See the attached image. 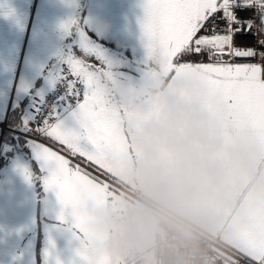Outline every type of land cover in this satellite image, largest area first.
<instances>
[{
	"label": "crops",
	"instance_id": "obj_1",
	"mask_svg": "<svg viewBox=\"0 0 264 264\" xmlns=\"http://www.w3.org/2000/svg\"><path fill=\"white\" fill-rule=\"evenodd\" d=\"M142 4L143 0H0V121L18 109L20 119L10 126L24 128L37 101L53 89L56 70L74 43L64 28L70 21H83L111 65L85 58L96 67L108 116L103 171L43 137L9 135L7 147H14L17 155L0 168V264H76L78 259L71 232L58 219L56 194L41 179L37 142L99 181L98 194L86 201V212L96 234L94 245L109 264H153L159 229L150 204L243 255L247 252L246 233L264 217V126L242 113L233 97L203 70L162 50L144 53ZM72 51L84 58L78 47ZM65 126L73 124L65 118ZM194 168L198 173L192 175ZM92 171L139 198L115 189ZM185 183L197 187L193 199L203 215L182 200L163 207L164 196L157 188ZM134 211L148 217L146 248L119 224ZM109 216L117 223L109 225Z\"/></svg>",
	"mask_w": 264,
	"mask_h": 264
},
{
	"label": "snow or ice",
	"instance_id": "obj_2",
	"mask_svg": "<svg viewBox=\"0 0 264 264\" xmlns=\"http://www.w3.org/2000/svg\"><path fill=\"white\" fill-rule=\"evenodd\" d=\"M142 7L139 27L144 53L162 50L184 59L206 52L214 62H186L187 66L209 74L233 97L242 113L264 126V0H143ZM64 28L74 40L55 73L64 91L34 132L103 171L108 116L96 67L85 58L94 57L101 65H111L83 21L79 25L70 21ZM248 36L252 37L250 44ZM74 47L84 58L73 53ZM225 55L257 62H226L222 59ZM65 118L72 127L65 126ZM37 144L35 159L41 179L45 188L56 194L61 209L58 219L76 243V264H109L94 245L96 234L86 212V201L98 194L99 181L79 166L71 167L64 155L44 142ZM24 174L31 178L27 168ZM245 243V255L255 264H264V217L246 233Z\"/></svg>",
	"mask_w": 264,
	"mask_h": 264
},
{
	"label": "built area",
	"instance_id": "obj_3",
	"mask_svg": "<svg viewBox=\"0 0 264 264\" xmlns=\"http://www.w3.org/2000/svg\"><path fill=\"white\" fill-rule=\"evenodd\" d=\"M251 40L252 37L248 36L247 42L249 44ZM176 59L185 63H212L215 60L214 57L209 59L206 52L203 55ZM222 59L231 63L257 62L254 59L234 58L227 55ZM64 67L65 71H67V66L65 65ZM63 91V85L57 79L53 89L44 93L37 101L33 115L27 119L22 129H14L10 126V114L0 121V168L12 162L17 155V150L14 147H7L8 134L12 133L15 136L26 139H40V137L36 136L34 128L41 118L52 110L51 106ZM92 172L115 189L135 199L139 198L133 191L112 178L98 172ZM150 205L158 215L159 229L156 233L153 264H255V261L224 244L216 236L201 231L161 207Z\"/></svg>",
	"mask_w": 264,
	"mask_h": 264
},
{
	"label": "clouds",
	"instance_id": "obj_4",
	"mask_svg": "<svg viewBox=\"0 0 264 264\" xmlns=\"http://www.w3.org/2000/svg\"><path fill=\"white\" fill-rule=\"evenodd\" d=\"M197 161L199 160L196 157ZM198 173V169H192L191 174ZM157 191L162 193L164 200L162 201L163 207L169 209L177 200H182L186 206L193 211L199 212L203 215V210L199 207L198 203L193 199V195L198 191L197 187L191 183L180 185H169L166 187H158ZM109 225L117 223L116 219L109 216L107 219ZM120 227L128 233L130 239L136 242L141 248H146L145 232L149 230L148 217L140 211H134L129 218L119 221Z\"/></svg>",
	"mask_w": 264,
	"mask_h": 264
},
{
	"label": "trees",
	"instance_id": "obj_5",
	"mask_svg": "<svg viewBox=\"0 0 264 264\" xmlns=\"http://www.w3.org/2000/svg\"><path fill=\"white\" fill-rule=\"evenodd\" d=\"M19 119H20V114H19V112H18V109H13L12 110V112L10 113V125H17V121H19ZM14 126V127H15ZM9 135H14V134H12V133H9L8 134V140H9Z\"/></svg>",
	"mask_w": 264,
	"mask_h": 264
}]
</instances>
